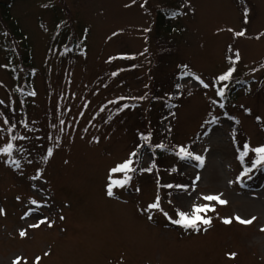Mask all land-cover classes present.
Instances as JSON below:
<instances>
[{
    "label": "rangeland",
    "instance_id": "1",
    "mask_svg": "<svg viewBox=\"0 0 264 264\" xmlns=\"http://www.w3.org/2000/svg\"><path fill=\"white\" fill-rule=\"evenodd\" d=\"M0 101V147L4 119L26 137L12 141L19 169L0 154V264H264V165L236 182L256 158L242 165L243 146L264 145V0H0ZM134 151L132 181L109 197L110 169ZM209 194L228 201L212 202L211 225L171 223ZM235 216L256 219L222 222Z\"/></svg>",
    "mask_w": 264,
    "mask_h": 264
},
{
    "label": "snow or ice",
    "instance_id": "2",
    "mask_svg": "<svg viewBox=\"0 0 264 264\" xmlns=\"http://www.w3.org/2000/svg\"><path fill=\"white\" fill-rule=\"evenodd\" d=\"M133 2H135V0H133ZM238 36H243L244 32H240L237 33ZM66 51H70V49H66ZM231 51V49H230ZM239 53H235V59L233 60L232 57H229V60L235 64L236 61L239 60ZM235 71V68H229L228 71H226L224 74L218 76L216 78V81L214 82V84L212 86H215V83H219V82H227L229 81L232 76H233V72ZM113 75H116V73H113ZM184 76H191L192 78H194L195 80H197L204 88H209L210 85L208 83H205L199 76H195L193 73L191 72H184ZM179 87V86H178ZM228 88V84L224 83L223 86L218 87L216 89V95L224 98L225 97V90ZM22 91V90H21ZM27 96H35L36 93L34 91L32 92H27L25 93ZM121 100H124L126 98L121 97L119 98ZM133 99H137V98H133ZM138 99H144V97H140ZM3 101H0V104H3ZM112 103H115V101H113ZM213 103H216V101H213ZM221 107H223V104L220 105ZM130 107L128 104H123L118 111H123L124 109ZM103 110V109H102ZM259 119V118H257ZM3 123L5 125H10L7 129L9 135H10V140L9 142H7L3 147H0V154L6 155L9 158V162L12 166H14L15 168L19 169L21 167V163L20 160L13 158V149H14V144L12 143V141H16V140H24L26 139V137L24 136H20V135H12V131L13 129H15L16 124L14 122H10L8 119H4ZM61 125H64V121L61 120L60 121ZM24 127L27 128L28 125L25 122L24 123ZM55 127V126H54ZM0 131H3V129H0ZM60 131L63 132L64 128L61 127ZM52 137L50 136L49 139H51ZM144 141H149L150 140V136H143ZM156 148H160L163 149L166 147V145L164 144H157L155 145ZM17 151H22V149H17ZM249 152H252L255 154V159L252 161V168H248L245 167L243 172L240 174V176L237 177V181L239 182L241 180V178L243 176H246L248 173L252 172V170L254 168H257L258 166L264 165V145L255 147V148H251L250 145L245 144L243 146V151H241L238 155V159L240 160L241 164L243 165L245 163V157L249 156ZM53 155V149L49 148L47 150V154L44 157L45 161H47L48 158L52 157ZM176 155L178 157H180L182 160L184 159H191V160H195L198 162L199 167H203L204 164V158L200 155H196L193 152L189 151L187 147L185 146H180L176 152ZM140 161V153L138 152H132L129 156V158L119 164H117L115 167H113L112 169H110L109 172V182L107 184V195L109 197L114 195L113 189L114 188H124L126 187L133 179V176L130 175V173H135L137 171V167H135V164H138ZM140 171H144V172H151L152 171V167L149 168H144V169H139ZM115 174H123V178L121 179H114L113 176ZM39 177H34V179H38ZM197 179H199V177H197ZM230 183H232L230 181ZM166 187H172V185H167ZM180 188H184L186 186H177ZM137 191H139V189H137ZM202 199L204 201H207L208 203L202 204V205H193L192 206V210L191 212H185V211H178L177 212V217L176 219H172L171 217H169L171 223L175 224V225H180L182 227H184L185 229H193L195 231H200L201 230V225H211L212 223V218L210 216H208L207 214L209 212H215L216 208L213 206L212 202H215L216 204H219L221 206L227 205L228 201L222 198V194H209V195H205L202 197ZM31 204L33 205H37V201L36 200H32ZM160 207V199L159 196H157L156 201L153 202L152 204L148 205V210L151 209H159ZM0 214H3V210L0 209ZM165 216H167V213H165ZM61 219H63V217H61ZM149 219H151V217H149ZM256 218L252 217L250 219H244L241 218L239 216H235L232 218H225L223 219V223L224 224H231L233 222V220H235L236 222L242 224V225H250L254 222ZM43 223H47V219H43L40 220L38 223L30 225V227L33 228H37L40 226V224ZM52 225L49 223V227H51ZM205 231L207 230L206 228L204 229ZM261 231H264V229H261ZM19 235L21 237H25L27 235V233L25 231H20ZM48 253H45V255H47ZM230 256L232 258L236 257V253H231ZM40 257H36L35 260V264H40ZM13 264H22V258L21 257H17L14 261ZM24 264H26V262H24Z\"/></svg>",
    "mask_w": 264,
    "mask_h": 264
},
{
    "label": "trees",
    "instance_id": "3",
    "mask_svg": "<svg viewBox=\"0 0 264 264\" xmlns=\"http://www.w3.org/2000/svg\"><path fill=\"white\" fill-rule=\"evenodd\" d=\"M164 12H167L165 14H163L162 12H158V15H157V27H159L162 31V28H164V33L165 34H170L171 32V27L170 25L168 24V18L170 15H172V13H174V11L172 9H163ZM23 38V37H22ZM31 77H32V74L30 73L29 76H26L25 77V83L27 84V87H29L30 85V81H31ZM233 85H236V83H234ZM232 92V90H230L228 92V95H230Z\"/></svg>",
    "mask_w": 264,
    "mask_h": 264
}]
</instances>
